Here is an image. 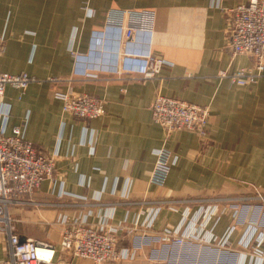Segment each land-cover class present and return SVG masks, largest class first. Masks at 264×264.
I'll return each mask as SVG.
<instances>
[{"label": "crops", "instance_id": "obj_1", "mask_svg": "<svg viewBox=\"0 0 264 264\" xmlns=\"http://www.w3.org/2000/svg\"><path fill=\"white\" fill-rule=\"evenodd\" d=\"M87 1L92 17L82 9ZM247 2L0 0V72L39 81L25 91L6 88V133L20 128L39 154L55 160L52 179L30 199L34 204L9 209L21 240L54 246L50 264H92L61 250V220L84 217L97 224L110 213L117 247L128 252L112 264H264V242L242 246L252 226L264 233V203L255 198V192L264 196V79L246 88L217 79L221 71L252 65L246 56H232L221 10ZM110 10L154 12L152 55L170 64L156 78L73 73L72 53L93 50L92 34ZM114 49L106 44L104 58ZM56 92L102 99L105 113L86 121L65 115ZM157 94L207 107L206 137L180 130L165 138L150 112ZM163 147L171 152L170 172L157 188L149 178L154 151ZM163 230L198 238L180 247L160 241ZM7 258V237L0 232V264Z\"/></svg>", "mask_w": 264, "mask_h": 264}, {"label": "built area", "instance_id": "obj_2", "mask_svg": "<svg viewBox=\"0 0 264 264\" xmlns=\"http://www.w3.org/2000/svg\"><path fill=\"white\" fill-rule=\"evenodd\" d=\"M82 9L87 16H93L88 1ZM221 10L227 16L226 44L232 56H246L252 65L232 73L221 71L217 79L226 80L230 86L246 88L264 79V0H248L245 4ZM153 15L154 12L150 10L108 11L103 28L92 34L93 50L87 55L72 53L75 59L73 73L82 78H96L97 72L118 77L136 74L141 80L156 78L162 67L170 64L152 55ZM109 42H113L115 49L105 59L101 50ZM2 44L0 39V52L3 50ZM120 56L126 59L125 64L119 62ZM58 81L57 78L46 80L48 83ZM35 82L39 81L25 73L13 75L0 72V232L6 235L8 245V258L1 264H50L56 255V249L51 244L33 239L21 240L9 214L12 207L34 204L30 199L43 181L52 179L54 172V157L39 154L24 139L20 128H13L9 134L6 133L8 110L3 103L6 88L25 91ZM55 97L61 102V112L76 119L92 120L105 113V102L99 98L75 92H56ZM150 112L165 138L180 130L194 132L200 138L206 137L209 117L207 107L157 94L150 104ZM154 157L149 182L161 188L170 172L171 152L164 147L159 148L154 151ZM256 199L264 203V197L258 196ZM166 204L169 202H156L158 206ZM96 205L112 208L117 204ZM109 217L110 213L97 224L89 223L84 217L70 221L63 218L59 247L74 258L87 259L92 264H112L126 258L128 252L117 247L118 230L108 224ZM136 226L138 220L134 222ZM258 229L257 226L250 228L242 242L245 249L249 248L253 239L256 247L264 242V233ZM189 238L170 230H163L158 237L164 243L180 247L188 244Z\"/></svg>", "mask_w": 264, "mask_h": 264}, {"label": "rangeland", "instance_id": "obj_3", "mask_svg": "<svg viewBox=\"0 0 264 264\" xmlns=\"http://www.w3.org/2000/svg\"><path fill=\"white\" fill-rule=\"evenodd\" d=\"M258 196L264 197L260 192H255V198H258Z\"/></svg>", "mask_w": 264, "mask_h": 264}]
</instances>
